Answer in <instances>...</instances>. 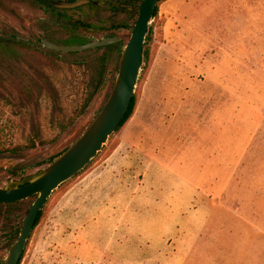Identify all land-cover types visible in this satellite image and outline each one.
<instances>
[{
  "label": "rangeland",
  "instance_id": "obj_1",
  "mask_svg": "<svg viewBox=\"0 0 264 264\" xmlns=\"http://www.w3.org/2000/svg\"><path fill=\"white\" fill-rule=\"evenodd\" d=\"M42 16L22 0H0V33L35 47L0 45V187L39 173L80 137L119 70L114 47L45 48ZM137 18H120L129 25L123 44ZM152 26L133 117L52 193L20 264H264V0H167L148 33ZM108 53L104 84L92 93L95 59ZM123 133L154 147L186 182L162 165L136 180L90 178ZM35 199L0 206V264ZM209 204L210 216L196 211ZM201 217L205 225L191 229Z\"/></svg>",
  "mask_w": 264,
  "mask_h": 264
},
{
  "label": "water",
  "instance_id": "obj_2",
  "mask_svg": "<svg viewBox=\"0 0 264 264\" xmlns=\"http://www.w3.org/2000/svg\"><path fill=\"white\" fill-rule=\"evenodd\" d=\"M159 1L142 0L133 34L120 57L118 74L111 92L81 136L39 173L25 178L21 183H11L6 187H0V203L17 202L37 195L23 220L18 239L9 248L2 264H20L39 213L49 197L97 157L125 118L136 93L146 38ZM79 3L70 6H76ZM117 41L118 38L108 37L73 46L59 45L48 40H45L44 44L58 51L77 52Z\"/></svg>",
  "mask_w": 264,
  "mask_h": 264
},
{
  "label": "flooded vegetation",
  "instance_id": "obj_3",
  "mask_svg": "<svg viewBox=\"0 0 264 264\" xmlns=\"http://www.w3.org/2000/svg\"><path fill=\"white\" fill-rule=\"evenodd\" d=\"M22 1L25 2V4H27L28 6L32 8H38L43 12L44 16L40 17L38 21L42 25V33H43L40 42L45 48L59 53L72 54V53L86 52L88 50H96L98 48L114 47L115 50H118L121 53V55L124 47L127 45V44H123L121 38L124 35L128 34L129 25L121 21L120 18H122L123 15H126L128 19L132 21L135 12H138V16H139V6L142 3V0H22ZM74 3H79V4L76 6H70L71 4ZM56 34L66 35L67 38H71V39L74 37L76 38L83 37L85 39L86 37L90 38V39H86L85 42L79 44L66 45V46L82 45L92 42L94 39H103L108 37L118 38V41L111 43L109 45L98 46L83 51L63 52V51L50 49L46 47L44 44V41L48 40L59 45H65V44H61L60 40H56L54 38ZM97 36H102V37L98 38ZM0 37L7 40L19 41L23 43L19 45L16 44L10 45L14 49H16L19 46L35 48L33 42L29 38H24V37L20 38L18 36H14V33L12 32L6 34L0 33ZM108 57H109V53L107 54V59ZM33 197L36 198L37 195Z\"/></svg>",
  "mask_w": 264,
  "mask_h": 264
},
{
  "label": "crops",
  "instance_id": "obj_4",
  "mask_svg": "<svg viewBox=\"0 0 264 264\" xmlns=\"http://www.w3.org/2000/svg\"><path fill=\"white\" fill-rule=\"evenodd\" d=\"M122 132V131H121ZM120 132V133H121ZM118 135V134H117ZM152 149L155 152V148L151 147L148 148L143 145V143H140L133 139L131 135H128L127 133H123L119 136V144L117 147L111 152V154L105 158L104 162L98 167L95 168L90 174V178L96 179V176L99 175H106L111 176L113 180H117V177H123L125 178V175L128 176V179L130 180H136L138 175L145 173V175L153 176L154 172L160 171L159 165H162L165 167V165L160 161L163 160L161 156L158 153H154ZM239 160H250L249 158L239 157ZM165 169L178 176L181 180L186 182V176H184L181 173H176L173 169H171L168 165L165 167ZM178 174V175H177ZM140 177V176H139ZM189 179V178H188ZM190 180V179H189ZM129 193L131 196L135 197L137 199L140 195V191H142V188L139 187V191L136 189L135 193L134 190H130ZM107 191L104 190L103 194H106ZM111 196H117L119 195V190L110 189L108 191ZM201 193V192H199ZM212 208L209 205L201 206L197 208V212L199 214L206 212L207 215L211 214ZM210 216V215H209ZM203 217L197 221H193L192 225L190 226L191 229H200L205 225L206 221H203ZM203 225V226H202Z\"/></svg>",
  "mask_w": 264,
  "mask_h": 264
},
{
  "label": "trees",
  "instance_id": "obj_5",
  "mask_svg": "<svg viewBox=\"0 0 264 264\" xmlns=\"http://www.w3.org/2000/svg\"><path fill=\"white\" fill-rule=\"evenodd\" d=\"M167 0H160L159 1V4L156 8V11H155V14L154 16L156 18H158L159 16V7L160 5L165 2ZM153 30H154V27L152 26L150 28V32L148 33L147 35V38H146V44L148 42H150L153 38ZM12 44H16V45H19V44H23L22 42H19V41H12V40H7V39H4L2 37H0V45H12ZM90 51V50H88ZM87 52V51H86ZM80 53H84V52H79V53H72V54H80ZM144 55H145V58L149 56V52H148V49H145L144 50ZM106 60H107V54H102L101 56L97 57L95 59V64L97 65V68H98V71L95 73L94 75V78H93V82H92V86H93V92L92 93H95L97 90H99L102 85L104 84V81H105V71H106ZM93 96L90 95V97L88 98L87 102H86V105L89 104L91 102V97ZM137 97H136V94L135 96L133 97L132 99V102H131V105H130V108L125 116V118L123 119V121L121 122L119 128L117 129L116 133L118 134L120 131H122V129L125 127V125L130 121V119L133 117L134 113H135V110H136V107H137ZM119 144V140L118 142L114 145L113 149L110 151V153L108 154V156L111 154V152L117 147V145ZM107 156V157H108ZM52 162V161H51ZM19 202V201H18ZM17 202H10V203H0V206L1 205H12V204H15ZM43 213H44V210L42 209L39 213V216L36 220V225H39L42 221V218H43ZM17 231L19 232V230L17 229ZM24 257V255H23ZM22 257V259H23ZM21 259V261H22ZM21 263V262H20Z\"/></svg>",
  "mask_w": 264,
  "mask_h": 264
}]
</instances>
